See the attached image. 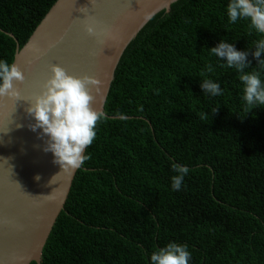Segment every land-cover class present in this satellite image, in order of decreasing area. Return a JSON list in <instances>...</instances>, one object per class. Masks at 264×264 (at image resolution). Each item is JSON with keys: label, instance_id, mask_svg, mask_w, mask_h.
<instances>
[{"label": "trees", "instance_id": "16d2710c", "mask_svg": "<svg viewBox=\"0 0 264 264\" xmlns=\"http://www.w3.org/2000/svg\"><path fill=\"white\" fill-rule=\"evenodd\" d=\"M57 1L0 0V59L14 62ZM227 3L178 0L127 48L42 264H150L172 241L190 264H264V106L245 110L239 74L210 50L257 36ZM208 63L223 96L203 94ZM173 163L190 169L179 191Z\"/></svg>", "mask_w": 264, "mask_h": 264}, {"label": "water", "instance_id": "95a60500", "mask_svg": "<svg viewBox=\"0 0 264 264\" xmlns=\"http://www.w3.org/2000/svg\"><path fill=\"white\" fill-rule=\"evenodd\" d=\"M178 0H58L15 55L25 75L21 99L0 98V264H42L45 246L65 208L79 169L62 167L27 109L59 64L70 74L96 78L92 107L105 115L118 65L133 40ZM97 23V35L86 22ZM22 125V126H21ZM87 151V149H86ZM40 179L37 180L36 177Z\"/></svg>", "mask_w": 264, "mask_h": 264}, {"label": "clouds", "instance_id": "9594fccd", "mask_svg": "<svg viewBox=\"0 0 264 264\" xmlns=\"http://www.w3.org/2000/svg\"><path fill=\"white\" fill-rule=\"evenodd\" d=\"M226 13L230 24L246 22L247 34L257 36L248 45V50H239L225 38L210 48L220 67L234 69L239 74L243 86L241 100L245 110L250 112L264 106V0H228ZM97 27L94 20L86 22L90 35L98 34ZM250 55L257 61L255 66L249 59ZM51 73L43 92L27 109L35 119L30 127L33 131L42 129V134L49 137L45 151H51L57 163L63 168L79 169L89 159L86 149L96 139L98 122L104 117L92 107L93 97L88 87L90 84L97 85L99 81L91 76L81 78L72 75L59 64L51 65ZM210 73H214L211 63L200 70L203 94L205 97L223 96L220 82L210 78ZM24 79V72L16 64L0 59V98L20 100L21 92L16 87V81ZM218 109L219 105L212 108V113ZM172 169L175 175L171 178V188L179 191L190 169L177 163L172 164ZM191 259L192 253L186 244L172 241L151 254L150 264H190Z\"/></svg>", "mask_w": 264, "mask_h": 264}]
</instances>
